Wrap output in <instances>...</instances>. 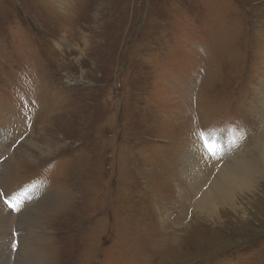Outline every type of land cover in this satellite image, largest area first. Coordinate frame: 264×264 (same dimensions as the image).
Instances as JSON below:
<instances>
[{
	"label": "rangeland",
	"instance_id": "374dc122",
	"mask_svg": "<svg viewBox=\"0 0 264 264\" xmlns=\"http://www.w3.org/2000/svg\"><path fill=\"white\" fill-rule=\"evenodd\" d=\"M262 98L264 0H0V264H264V180L199 217L183 176Z\"/></svg>",
	"mask_w": 264,
	"mask_h": 264
},
{
	"label": "bare ground",
	"instance_id": "6f19581e",
	"mask_svg": "<svg viewBox=\"0 0 264 264\" xmlns=\"http://www.w3.org/2000/svg\"><path fill=\"white\" fill-rule=\"evenodd\" d=\"M263 99L264 98H262V101ZM263 133L264 132L261 133V136L256 138V140L260 139V143H257L256 148L252 149L241 158L233 157L232 159L225 161L224 165H222L221 169L218 170L216 174H214V170H212L210 173L208 172V169H203L197 154L199 151L198 148H196L194 145L190 148V151L185 155L186 158L183 165V176L186 177L185 179L188 180L189 184V192L187 193L190 194V198L188 200L190 201L194 198V207L196 209V214L198 215L199 213V217L202 216V214L206 211H208L207 215L214 217L215 210H220V208H224L226 205H228L230 202L229 199H231L230 197H232L234 192L240 191L242 189L252 190L254 188V176L257 177L255 181L258 179L264 180ZM224 149H222V151H224ZM188 150L189 149L186 151ZM225 156L226 155L223 157ZM180 194L183 195L182 191ZM48 197V200L45 199L44 203L47 206L50 204L52 205V197ZM3 222L4 221L1 220L0 214V227Z\"/></svg>",
	"mask_w": 264,
	"mask_h": 264
},
{
	"label": "snow or ice",
	"instance_id": "6c2138e0",
	"mask_svg": "<svg viewBox=\"0 0 264 264\" xmlns=\"http://www.w3.org/2000/svg\"><path fill=\"white\" fill-rule=\"evenodd\" d=\"M238 131V130H237ZM197 137H198V140L200 142H203V146L205 149L208 150L209 154H212L213 152V148L210 147V141H208L206 139V133L203 131V130H199L197 133H196ZM6 203H9L8 201H5ZM9 207H12V205L9 203Z\"/></svg>",
	"mask_w": 264,
	"mask_h": 264
}]
</instances>
